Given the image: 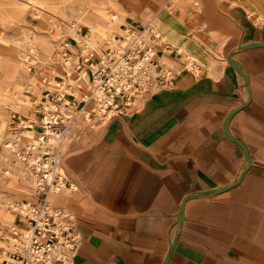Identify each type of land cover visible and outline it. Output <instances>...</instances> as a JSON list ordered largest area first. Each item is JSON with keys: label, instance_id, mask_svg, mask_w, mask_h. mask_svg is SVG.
<instances>
[{"label": "crops", "instance_id": "0c3cea01", "mask_svg": "<svg viewBox=\"0 0 264 264\" xmlns=\"http://www.w3.org/2000/svg\"><path fill=\"white\" fill-rule=\"evenodd\" d=\"M154 1L123 6L137 14L159 9ZM172 6L156 54L180 74L68 151L72 264H264V46L253 44L264 43V0ZM242 105L228 129L250 165L225 130Z\"/></svg>", "mask_w": 264, "mask_h": 264}, {"label": "rangeland", "instance_id": "374dc122", "mask_svg": "<svg viewBox=\"0 0 264 264\" xmlns=\"http://www.w3.org/2000/svg\"><path fill=\"white\" fill-rule=\"evenodd\" d=\"M125 2L0 0V264L6 263L4 256L7 255L12 261L10 238H17L13 228L27 229L30 219L34 218L29 209L25 214L17 209L24 204L30 208H46L48 205L49 185L44 190L33 177L37 175L43 179L48 169L38 166L51 158V170L56 159L62 157L55 140L52 143L47 138L46 143L37 142L36 130L51 129L61 136L69 132L68 151H72L94 143L107 122L132 108L134 103L127 89L128 97H124L123 92L116 93V110L110 105L108 110H112L111 113L98 111V84L93 69L102 73V81H108L110 77L118 76L119 63L123 58L127 59L128 81L137 76L133 86L143 90L135 67L138 61H145L143 63L147 66L151 63L155 66V73L144 94L160 88L158 84L164 80V68L159 60H150L147 56L142 59L137 52H131L130 58L126 56V46L134 50L140 37L145 41L146 54L150 47H154L158 54L160 42L156 35L153 40L151 34L155 33L156 15L159 9L174 14L177 7L171 6L172 2L167 0L170 8L162 7V1L159 9L148 10L146 7L135 14L132 8L124 9ZM114 12L123 16V22L113 20L111 14ZM127 30H132V36L123 45L121 42L126 39ZM145 65L138 64L139 70L142 71ZM74 85L88 91V98L73 95ZM65 98H69L71 104H65ZM86 111L90 112V117ZM56 113L60 115L59 123L53 121ZM23 121H28L29 126L23 125ZM68 151L64 153L63 162L67 161ZM52 208L71 210L67 192Z\"/></svg>", "mask_w": 264, "mask_h": 264}, {"label": "bare ground", "instance_id": "6f19581e", "mask_svg": "<svg viewBox=\"0 0 264 264\" xmlns=\"http://www.w3.org/2000/svg\"><path fill=\"white\" fill-rule=\"evenodd\" d=\"M163 3H162V7H169L168 3H167V0H162ZM173 0H170V2H172ZM16 2V1H15ZM30 2V1H28ZM157 5H159V2L158 1H154ZM18 3V1H17ZM172 4V3H171ZM21 5V3H20ZM27 6V5H26ZM172 6V5H171ZM15 8H18V7H15ZM20 9V8H19ZM18 9V10H19ZM22 9V8H21ZM14 11V10H13ZM21 11V10H20ZM23 12V11H22ZM160 12H162L160 14ZM24 14V13H22ZM160 14V15H159ZM169 14L168 11H159L158 14L156 15V19L154 20V31H155V35L157 36L158 40L160 43H163L165 40H167L164 36H163V30H164V25L162 23V19H169L170 16L167 15ZM111 17L113 18V20H116L118 22H123V16L114 12L111 14ZM169 17V18H168ZM96 20V19H95ZM101 20V19H100ZM148 20V19H147ZM108 22V21H106ZM148 22V21H147ZM151 23V22H150ZM90 27V26H88ZM151 27V26H149ZM72 28V27H71ZM108 29V28H107ZM92 30V28H91ZM76 32V31H75ZM126 32V31H125ZM132 30H127V33H126V39L123 40L121 43L124 45L126 41H128V39L132 36L131 33ZM30 37V36H29ZM90 38V37H88ZM104 39V38H103ZM34 40V39H33ZM90 40V39H89ZM106 40V38H105ZM170 40V39H169ZM168 40V41H169ZM182 40V39H181ZM112 41V40H111ZM31 42V41H30ZM34 42V41H33ZM114 42V41H113ZM180 42V41H179ZM182 42V41H181ZM121 43H118V45H121ZM116 44V43H115ZM138 44V45H137ZM91 45H94V44H91ZM90 45V46H91ZM145 45V41H143L140 37H138L137 39V43L135 45V49H138V48H142L143 46ZM160 45V44H159ZM158 45V46H159ZM89 46V47H90ZM96 46V45H95ZM146 46V45H145ZM164 46L166 48H168L170 46V44H168L167 42L164 44ZM97 47V46H96ZM85 48V47H84ZM93 49V48H91ZM90 49V50H91ZM180 52H183L184 53V56L185 58L187 59V68L195 73H199V63H198V59L193 55L191 54L187 49H185L183 46H180L179 49H178ZM157 51L154 47H150L147 51V54L146 56L148 57V59H158L157 57ZM26 55V54H25ZM57 55V54H56ZM28 58V57H27ZM147 59V58H146ZM139 62V63H138ZM137 62V65L135 67V71H136V74L138 76L141 77V84L142 86H144V89L147 88V84L149 83V80L150 78L154 75L155 73V66L153 64H149L148 66L145 65L143 62L145 61H138ZM160 62V60H159ZM138 64H143L145 65L144 69L142 71L139 70V66ZM94 67V66H93ZM128 68H129V62L127 61V59H122V61L119 63V70H118V76H112L110 77V79L108 81H102V73H98V70L96 69H93V71L95 72L96 76H95V79L96 80V84H98V91L96 92L97 95H98V111H100L101 113H104L105 111L108 110L109 106L110 105H113L114 106V110L117 109V99H116V93H120V92H123V96L124 97H128V95L131 97L132 101L134 104H139L141 102V99L143 98L144 96V89L143 90H140V88H137L135 89V87L133 86V83L135 82V80H137V76L132 80V81H128V75H127V71H128ZM163 70H162V73L164 75V77L166 79H170V78H175L176 77V74L179 73L180 74V71H174L173 68H170L166 65L163 64ZM134 69V68H133ZM100 70V69H99ZM67 72V71H66ZM133 72V71H132ZM86 73V72H85ZM135 74V73H134ZM87 75V74H86ZM81 77V76H80ZM94 77V76H93ZM87 78V77H86ZM85 81V80H84ZM73 89H72V94L75 95L76 97H84V98H88L89 96V93L88 91H82V89L80 88V86H72ZM114 87V89L112 88ZM134 87V88H133ZM71 89V88H70ZM129 91L128 95H126V91ZM138 90H140L139 92H137ZM96 91V90H95ZM70 92V91H69ZM23 96V95H22ZM91 97V96H90ZM131 102V101H130ZM49 103V102H48ZM50 104V103H49ZM65 104H71V101L69 100V98H65ZM133 104V105H134ZM57 106V105H56ZM64 106V105H63ZM67 107V106H66ZM71 107V106H70ZM57 110V109H56ZM65 110V109H64ZM109 111V110H108ZM110 113L112 112L109 111ZM51 115V114H50ZM86 115L88 117H90V112L89 111H86ZM50 117V116H49ZM59 118H60V115L59 114H55L54 117H53V121L54 122H57L59 123ZM51 120V119H50ZM52 122V121H50ZM23 125L25 126H29V122L28 121H23L22 122ZM32 125V124H31ZM30 125V126H31ZM45 129V128H44ZM37 134H38V138L36 139L37 142H48V139L50 140V142H58V145L61 149V152H62V157L60 158H57L56 159V164L54 165V168L50 170V164H51V158L48 160V162H44L43 164L44 165H40L38 167H41V168H46L48 169L47 171V174H45L44 178L41 179L39 178L37 175H33L34 177V180L36 182V184L39 186H41L44 190L48 187L46 186L47 184L49 185L48 187V190L49 192H51L50 194V198H49V201H48V205H46V208H52V206L54 205V203L61 197H63L65 195V192H67V194H69V192L71 191V189H75L76 188V184L73 182V180L69 177L70 175L67 173V170H66V164L65 162H63V156H64V153L68 151V137H69V132H67L66 134H64V136H61V135H57V133L55 132H52L51 129H48L46 131H40V130H36ZM57 145V146H58ZM54 148V147H53ZM60 152V151H59ZM65 157V156H64ZM40 158V157H39ZM31 163V162H30ZM39 169V168H38ZM43 176V175H42ZM55 179V181L53 180ZM71 186V188L69 189L68 188V184ZM35 184V183H34ZM38 190V188H37ZM48 192V193H49ZM10 205V204H9ZM11 208V207H10ZM13 208V206H12ZM11 208V209H12ZM29 209V211L32 213L33 216H36V213L38 211V208H30L28 206H26L25 204L22 206V208H18L17 210H19L21 213L25 214L27 212V210ZM56 209V208H55ZM72 212V211H71ZM73 213V212H72ZM4 214V213H2ZM74 214V213H73ZM19 229V232L21 234L22 237H25L28 235V231L27 229H23V228H18ZM1 232V231H0ZM13 241H14V237L11 236L10 238V249H12V244H13ZM52 249V248H51ZM76 250H71V249H65L64 250V253L61 254V256L65 259L66 261V264H72V258H73V255L75 253ZM3 252H6V251H3ZM36 253H40V252H36ZM52 253H56V251H53L50 250L48 255H51ZM58 253V252H57ZM5 255V254H4ZM41 256V255H39ZM6 258V263L5 264H11L10 262V258L9 256L7 255L4 256ZM42 257V256H41Z\"/></svg>", "mask_w": 264, "mask_h": 264}, {"label": "built area", "instance_id": "2783aa9c", "mask_svg": "<svg viewBox=\"0 0 264 264\" xmlns=\"http://www.w3.org/2000/svg\"><path fill=\"white\" fill-rule=\"evenodd\" d=\"M151 34H153L152 39L155 40V33L151 32ZM126 47H128L125 48L126 56L131 58L129 54L137 52L140 58H145V47L134 50L129 45ZM163 78L158 86L169 87L174 79H166L164 76ZM27 227L28 235L25 237L21 236L17 227L13 228L17 238H14L12 244V264H66L61 254L65 249L76 250L80 241L76 216L66 209L38 208L36 216L30 219ZM51 248L56 253L48 255Z\"/></svg>", "mask_w": 264, "mask_h": 264}, {"label": "water", "instance_id": "95a60500", "mask_svg": "<svg viewBox=\"0 0 264 264\" xmlns=\"http://www.w3.org/2000/svg\"><path fill=\"white\" fill-rule=\"evenodd\" d=\"M253 44H257V45H262L264 46V43H260V42H256V43H253ZM251 45V44H249ZM249 45H246V46H249ZM230 60L234 63L235 66L239 67L241 73L246 77V79H248V75L243 71V69L240 68V65H239V62L237 60H234L233 58H230ZM245 105H242V106H239L237 109L233 110L228 116H227V119H226V123H225V130H226V133L228 134V136L233 140L235 141L237 144H239L240 146L243 147V149L245 150V153H246V158H247V161H248V164L250 165V156H249V152H248V149L246 147V145L239 139L235 138L234 136H232V134L230 133L229 129H228V122L230 120V118L232 117V115H234L235 112H237L238 110L242 109ZM230 187V186H229ZM183 211V210H182ZM183 218V214L180 215V219Z\"/></svg>", "mask_w": 264, "mask_h": 264}]
</instances>
